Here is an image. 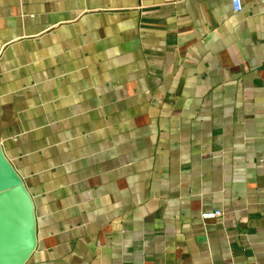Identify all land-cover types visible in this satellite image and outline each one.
Listing matches in <instances>:
<instances>
[{"label":"crops","instance_id":"1","mask_svg":"<svg viewBox=\"0 0 264 264\" xmlns=\"http://www.w3.org/2000/svg\"><path fill=\"white\" fill-rule=\"evenodd\" d=\"M242 5L0 0L25 264H264V0Z\"/></svg>","mask_w":264,"mask_h":264},{"label":"water","instance_id":"2","mask_svg":"<svg viewBox=\"0 0 264 264\" xmlns=\"http://www.w3.org/2000/svg\"><path fill=\"white\" fill-rule=\"evenodd\" d=\"M33 200L0 146V264H25L36 247Z\"/></svg>","mask_w":264,"mask_h":264},{"label":"built area","instance_id":"3","mask_svg":"<svg viewBox=\"0 0 264 264\" xmlns=\"http://www.w3.org/2000/svg\"><path fill=\"white\" fill-rule=\"evenodd\" d=\"M233 8L235 11H240L243 7L242 0H232ZM222 215V211H212V212H203L202 218L207 219H217Z\"/></svg>","mask_w":264,"mask_h":264}]
</instances>
